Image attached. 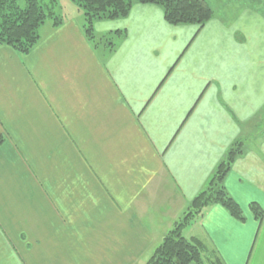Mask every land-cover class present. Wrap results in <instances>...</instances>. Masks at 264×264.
Segmentation results:
<instances>
[{
	"label": "crops",
	"instance_id": "obj_1",
	"mask_svg": "<svg viewBox=\"0 0 264 264\" xmlns=\"http://www.w3.org/2000/svg\"><path fill=\"white\" fill-rule=\"evenodd\" d=\"M83 25L44 23L28 53L0 44V264H147L237 142L222 184L245 220L212 203L182 234L264 264V0L203 26L135 3L95 22L112 36L97 45Z\"/></svg>",
	"mask_w": 264,
	"mask_h": 264
},
{
	"label": "trees",
	"instance_id": "obj_2",
	"mask_svg": "<svg viewBox=\"0 0 264 264\" xmlns=\"http://www.w3.org/2000/svg\"><path fill=\"white\" fill-rule=\"evenodd\" d=\"M84 11V30L88 39L97 45L102 40L112 39L107 35L97 39L95 22L126 17L135 3L157 4L162 7L166 21L173 25L197 24L205 25L213 17V9L206 0H75ZM57 0H27L25 7L18 0H0V44L9 45L22 53H28L41 39L40 28L49 18L54 25L62 22V17L55 12ZM119 33V31L115 32ZM3 138L0 137V143ZM242 153L240 143H236L228 151L209 185L191 202L187 213L163 239L147 264H204L201 250L193 240L182 234L183 227L188 224L204 207L219 203L240 221L245 215L240 204L229 195L222 182L232 164ZM251 209L258 221L264 218V209L257 203ZM218 263L224 264L219 257ZM213 263V264H215Z\"/></svg>",
	"mask_w": 264,
	"mask_h": 264
},
{
	"label": "rangeland",
	"instance_id": "obj_3",
	"mask_svg": "<svg viewBox=\"0 0 264 264\" xmlns=\"http://www.w3.org/2000/svg\"><path fill=\"white\" fill-rule=\"evenodd\" d=\"M206 1L210 5V7L213 9V17L211 18V20H214V23L220 24V25L221 24L229 25L231 21L232 22L235 21L236 15L238 12H240L241 10H245L247 8V5H250V0H206ZM18 4L22 7H25L27 4V0H18ZM55 12L60 17H69L71 14H76L80 12L81 16L84 18L83 8L80 7L78 2H76L75 0H57ZM47 22L53 24L54 21L53 19L49 18ZM84 22H85V18H84ZM225 33H227L228 36ZM95 34H96L97 39H99L100 37L96 33V31H95ZM221 38L226 43H229L230 41L239 40L240 34L236 31L224 32L221 34ZM232 48H234V46H230V48H228V51L230 52V49ZM186 213L187 211L185 212V214ZM183 217H181L180 220L177 221V223L181 221ZM202 258H203L204 264H213L215 262L218 263L219 261L218 259L219 257L213 251L204 252V255ZM192 264H196V263H192Z\"/></svg>",
	"mask_w": 264,
	"mask_h": 264
}]
</instances>
